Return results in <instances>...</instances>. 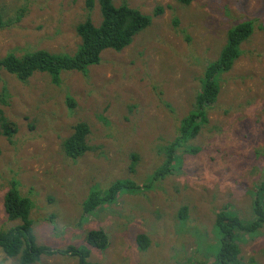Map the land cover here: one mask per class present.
Listing matches in <instances>:
<instances>
[{"label": "rangeland", "instance_id": "rangeland-1", "mask_svg": "<svg viewBox=\"0 0 264 264\" xmlns=\"http://www.w3.org/2000/svg\"><path fill=\"white\" fill-rule=\"evenodd\" d=\"M112 2L146 15L161 12L128 47L104 51L85 75L66 72L54 85L46 74L20 82L0 73V116L16 127L10 141L0 136V231L18 224L7 220L2 204L15 183L31 202L38 245L55 251L86 246V232L101 229L108 246L90 249L88 260L96 264H209L220 246L215 214L231 211L252 221L264 180V0ZM25 6L21 20L0 31V57L40 49L73 54L80 43L76 25L101 19L97 2L88 14L84 0H0L2 20L12 22ZM242 21L252 22L253 33L220 76L209 123L189 142L198 151H177L171 175L151 183L192 108L203 67L218 58L227 30ZM79 122L89 127L92 150L73 160L61 143ZM117 180L145 184L147 191L121 193L84 214L87 195ZM181 208L185 219L178 217ZM139 234L149 241L144 251L136 244ZM236 238V264H264V227ZM0 264L19 262L0 250ZM38 264L76 259L54 255Z\"/></svg>", "mask_w": 264, "mask_h": 264}, {"label": "trees", "instance_id": "trees-1", "mask_svg": "<svg viewBox=\"0 0 264 264\" xmlns=\"http://www.w3.org/2000/svg\"><path fill=\"white\" fill-rule=\"evenodd\" d=\"M182 5H188L192 0H175ZM97 2L100 22L95 25L90 18L75 27V33L80 43L73 54L52 53L47 50H34L17 56L13 51L0 57V73L2 71L13 75L18 81L26 82L36 73L49 76L51 83L58 85L61 75L66 72L86 74L88 69L101 61V54L111 50L120 52L128 47L133 39L147 29L152 18L157 17L161 10L156 8L151 15L141 13L126 4L114 5L112 0H84L87 13L95 7ZM27 8H21L12 22H4L0 15V31L15 25L24 16ZM253 33L251 21H242L230 27L226 32V40L218 58L202 69L200 87L194 96L192 108L178 122L174 139L164 148L165 160L151 175L150 182H158L171 175L177 151L195 154L198 149L190 147L189 142L196 138L201 129L209 123L208 109L215 104L220 86V76L231 70L235 61L241 55V45ZM70 103V101H68ZM16 132L15 124L0 116V136L9 141ZM89 127L84 122L73 126L72 133L61 143L64 155L69 159H77L91 151L87 142ZM147 191L145 184L138 185L129 180H117L105 190L90 192L82 203L84 214L95 212L103 205L112 204L124 192L137 193ZM259 198L253 201L252 221H241L235 214L218 211L214 224L220 235V246L209 264H236L238 262L239 247L237 234L257 233L264 227V180L257 187ZM3 210L8 221H16L17 225L0 231V250L7 258H15L19 264H38L42 257L65 255L76 259V264H96L88 260L90 249L103 251L108 246V238L100 229L89 230L85 234L86 246L66 248L55 251L36 243L29 219L31 202L20 196L16 184L12 183L3 196ZM185 208L178 211V217L185 219ZM139 250L144 251L149 246L147 237L143 234L136 236ZM207 259V258H206ZM197 261V259H196ZM195 264H207L197 262Z\"/></svg>", "mask_w": 264, "mask_h": 264}]
</instances>
